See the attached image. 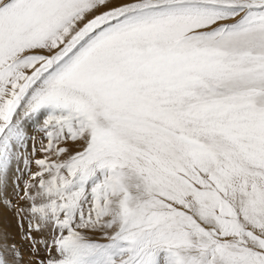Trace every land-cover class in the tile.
Returning a JSON list of instances; mask_svg holds the SVG:
<instances>
[{
  "label": "snow or ice",
  "instance_id": "snow-or-ice-1",
  "mask_svg": "<svg viewBox=\"0 0 264 264\" xmlns=\"http://www.w3.org/2000/svg\"><path fill=\"white\" fill-rule=\"evenodd\" d=\"M0 264H264V0H0Z\"/></svg>",
  "mask_w": 264,
  "mask_h": 264
},
{
  "label": "rangeland",
  "instance_id": "rangeland-1",
  "mask_svg": "<svg viewBox=\"0 0 264 264\" xmlns=\"http://www.w3.org/2000/svg\"><path fill=\"white\" fill-rule=\"evenodd\" d=\"M39 138V137H38ZM38 146V145H37ZM37 158H40V153H37ZM36 169H35V167L33 168V171H35ZM9 220H11V216H10V214L9 213H7V212H5V221L7 222V221H9Z\"/></svg>",
  "mask_w": 264,
  "mask_h": 264
}]
</instances>
